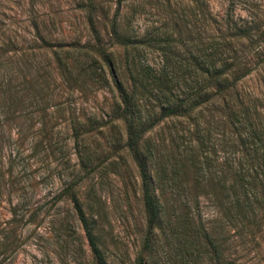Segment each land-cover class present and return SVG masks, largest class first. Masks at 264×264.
Masks as SVG:
<instances>
[{"label": "trees", "instance_id": "trees-1", "mask_svg": "<svg viewBox=\"0 0 264 264\" xmlns=\"http://www.w3.org/2000/svg\"><path fill=\"white\" fill-rule=\"evenodd\" d=\"M73 2L89 36L82 44L77 36L64 43L54 19L45 18V0H0V177L2 151L13 141L11 129L30 132L38 145L45 139V113L63 91L86 81L107 84L106 69L117 94L123 147L139 178L144 246L149 248L164 221L179 231L178 249L189 257H181V264H196L198 257L190 251L214 262L221 255L218 237L193 225L190 216L199 193L216 200L227 225L264 219V22L251 12L237 15L234 0L217 1L219 9L212 0L202 6L195 0L203 25L195 12L186 32L178 23L173 37L165 33L156 40L160 64L153 67L134 62L137 48L119 30L117 8L109 20L110 43L104 46L98 28V16L105 11L101 0ZM119 47L122 56L115 57ZM121 67L126 83L116 77ZM250 77L254 86L242 88ZM203 116L206 122L200 126ZM177 118L192 126L182 150L170 151L164 139L147 137L161 121ZM218 131L224 151L231 148L221 162L201 154L208 146L214 150ZM176 137L169 133L170 140ZM90 160L88 148L81 147L80 168L85 170ZM69 190L92 256L96 264H106L96 244L93 212L85 211L76 191Z\"/></svg>", "mask_w": 264, "mask_h": 264}, {"label": "rangeland", "instance_id": "rangeland-1", "mask_svg": "<svg viewBox=\"0 0 264 264\" xmlns=\"http://www.w3.org/2000/svg\"><path fill=\"white\" fill-rule=\"evenodd\" d=\"M206 1L209 4L210 0H199L200 5ZM217 1L220 0H212V6L219 9ZM234 1L237 15L251 12L264 22V0ZM101 2L105 11L98 16V28L103 45L110 43L109 20L117 8L118 28L137 48L132 54L135 63L158 66L161 52L155 41L162 40L165 33L173 37L176 24L184 25L186 32L196 14L203 25V14L195 0ZM47 17L54 19L55 31L63 35L65 44L76 36L79 44L89 38L73 0H45ZM117 56H122L121 47L116 49ZM104 76L107 84L86 81L63 91L45 113V139L38 145L33 143L30 132L11 129L13 141L2 151L0 264H96L68 197L69 189L76 191L85 211L93 212L96 244L106 264H181V257L189 258L178 249L179 231L168 229L164 221L156 229L149 248L144 246L146 225L139 178L123 147L124 131L116 119L114 104L117 94L106 69ZM116 77L123 83L128 81L123 67L117 69ZM254 84L250 77L242 88L250 89ZM204 116L198 118L200 126H204L203 120L206 122ZM191 128V123L183 118L166 119L147 137L153 141L164 139L170 151L176 146L182 150L190 139ZM173 132L177 137L170 140L169 133ZM220 133L213 135L214 150L208 146L201 151L216 162H221L231 150L229 147L224 151ZM18 137V142H14ZM83 146L91 154L85 170L78 164ZM197 196L190 211L192 224L202 225L218 237L223 257L219 255L211 262L190 251L192 257H198L196 264H220L224 260L231 264H264V219L257 218L244 226L227 225L216 200L201 193Z\"/></svg>", "mask_w": 264, "mask_h": 264}]
</instances>
